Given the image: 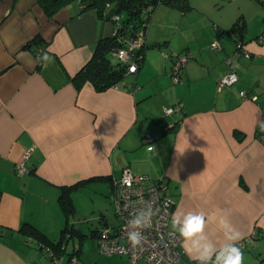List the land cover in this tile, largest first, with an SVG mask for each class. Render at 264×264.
<instances>
[{
	"label": "crops",
	"instance_id": "obj_1",
	"mask_svg": "<svg viewBox=\"0 0 264 264\" xmlns=\"http://www.w3.org/2000/svg\"><path fill=\"white\" fill-rule=\"evenodd\" d=\"M112 7L107 15L115 14ZM173 7L184 14V8ZM156 14L157 9L151 13ZM236 21L243 22L232 29ZM235 22L230 26L210 17L203 37L188 32L190 22L179 23L182 28L174 32L179 45L171 34L149 27L143 66L128 74L135 77L97 90L91 81L77 87L72 77L98 41L114 33L112 18L80 1L50 16L40 0H0V264H47L46 250L19 230L21 223L29 221L57 239L62 217L59 209L52 215L40 211L49 201L44 195L59 196L62 186L117 175L125 167L167 182L175 201L170 228L178 234L186 214L205 217L203 233L188 246L211 242L219 248L231 243L226 234L236 230L251 237L254 247H263L264 235L253 237L256 228L264 231L263 30L246 35L245 19ZM38 35L42 42L31 44ZM239 39L249 57L235 54ZM213 40L221 46L214 48ZM168 46L171 53L189 54L175 83L172 54L165 56ZM230 70L238 79L219 86ZM177 104L179 109L165 113ZM146 134L154 140L145 142ZM31 146L20 174L17 163ZM94 181L107 182L110 189L109 180ZM31 186L41 197H31ZM180 248L184 264L195 261L182 243ZM64 256L53 264L78 263Z\"/></svg>",
	"mask_w": 264,
	"mask_h": 264
},
{
	"label": "built area",
	"instance_id": "obj_2",
	"mask_svg": "<svg viewBox=\"0 0 264 264\" xmlns=\"http://www.w3.org/2000/svg\"><path fill=\"white\" fill-rule=\"evenodd\" d=\"M148 9H150V6H148ZM113 18L119 25L121 16L115 14ZM135 31V35L129 38L127 45L118 47L113 52L119 61L127 65L128 73L137 71L138 65L135 60V53L145 43V27H138ZM262 39H264V31L259 36V40ZM238 42L239 50L235 54L238 55L242 52L249 57L250 53L242 49L243 41L239 39ZM211 44L214 48L221 46L218 40H213ZM174 55L176 57L172 66V78L177 82L180 80L181 70L188 60L189 54L175 53ZM227 58L229 66L233 68L231 56ZM130 65H135L134 72L129 71ZM237 79L236 72L230 70L227 74L221 76L218 84L219 86L230 85ZM180 107L181 104L167 107L165 112L171 113ZM260 136L264 138V131H261ZM144 140L153 141L154 137L146 134ZM16 168L18 173L21 174L25 170L24 162L18 164ZM111 200L121 223L119 226H115V229L109 225L102 227L98 238L101 253L108 256L114 254L125 256L127 258L125 264H158V262L159 264H184V254L180 248L182 239L169 226L174 199L164 179H152L147 174L135 173L125 167L119 175H113ZM149 213H151L150 217ZM138 218L145 224V227H132V222ZM149 224L150 226H148ZM133 232L140 234L141 244L136 248H133L128 241V235ZM242 245L243 243H240L238 247ZM153 254H155V259H150ZM71 261L72 263L77 262V257L72 256Z\"/></svg>",
	"mask_w": 264,
	"mask_h": 264
},
{
	"label": "rangeland",
	"instance_id": "obj_3",
	"mask_svg": "<svg viewBox=\"0 0 264 264\" xmlns=\"http://www.w3.org/2000/svg\"><path fill=\"white\" fill-rule=\"evenodd\" d=\"M188 1L190 5H193V8L185 9L184 14H182V10H178L177 7L175 8L164 3L158 4L153 10L155 11L157 9V14L155 16H150L147 27L145 28V37L147 28L149 29V27H151V32L156 33L162 29L166 33L171 34L170 36H172L174 39L177 37L174 32L178 27L182 28L180 27L179 23L183 24L187 22H190L186 24L188 32H195L197 34L196 36L203 37L206 31L205 26H207V21L210 17L223 20L231 26L238 17L242 16V18L246 21V35L253 34L258 30L264 31V16L261 17V14H264V0ZM244 13L247 18L245 15H243ZM242 22L243 21H240V24H242ZM160 24L163 26L160 27ZM228 36H230L231 40H233L230 32L228 33ZM224 37H226V34ZM173 42L178 45L181 43L178 41V39H174ZM166 52L167 54L165 53V56L170 57L172 54L174 61L176 56L174 55L175 53H171L172 47H166ZM111 58L113 62L118 60L116 55L112 56ZM134 77V75L131 77L130 75H127L125 76L124 80L129 81L130 78ZM170 79L173 82V78L171 77ZM33 148L34 147L31 146L24 152L22 158L20 159L21 161L18 162L17 165L21 164L29 157V154ZM110 189L107 182L92 181L87 183L86 186L73 192L76 212L69 216V222L70 225L76 229V231L73 237H70L69 241L66 242L67 254H65L63 257V259H66V262L69 259L68 254L72 252L74 247L78 246L81 247V253L78 257L79 260L77 264H122L125 261V258L122 255L118 256L117 254L111 258L100 254L96 248L97 239L96 237L91 236V233L94 229L97 227H102L101 217L103 214L110 224H114V226L119 224V217L116 215L115 206L113 205L110 198ZM28 191L31 197L35 199L41 197V195L33 194V186H31ZM56 192L58 193V190ZM50 193H55L54 189H50ZM44 196H46L49 201L46 204L44 203L39 205L40 211H47L52 215V213H56L59 209V215L62 217V223H60L57 228L59 233L61 232L62 227H64L66 224V216L61 209L58 196L54 197L52 194H45ZM55 223L57 225V222ZM58 238L59 237H57V239ZM260 240L261 245H263L262 248L254 247L251 242H247L246 248L243 250L244 264H264V238ZM43 255L47 264L55 263L46 252H44Z\"/></svg>",
	"mask_w": 264,
	"mask_h": 264
},
{
	"label": "trees",
	"instance_id": "obj_4",
	"mask_svg": "<svg viewBox=\"0 0 264 264\" xmlns=\"http://www.w3.org/2000/svg\"><path fill=\"white\" fill-rule=\"evenodd\" d=\"M73 1H80L82 4H85L86 8H91L96 10L97 14L103 18H112L111 15H107L106 6L111 3L115 5V14H119L121 16L119 20V25H117V30L112 33V35L104 37L100 39L95 47L92 57L90 60L72 77L77 87H81L82 84L86 81H91L97 90H105L112 86L117 85L121 81L124 80L125 76L128 73V67L123 62L117 60L113 62L112 56H114L115 50L118 47L127 45L129 42V38L135 35V30L138 27L144 26L147 27L148 20L151 16L154 8L161 3L169 4L172 6H179L184 9L190 8L188 0H40V4L42 5L45 12L52 16L54 15L60 8L70 4ZM150 6V9H148ZM116 23V22H115ZM240 23L236 21L232 25V29H235ZM42 36H36L31 44H38L42 42ZM156 45V44H155ZM146 49L145 43L139 48L135 53V60L137 61V71L140 67L143 66L145 59ZM136 71V72H137ZM135 72V73H136ZM122 171V170H121ZM121 173V172H120ZM119 173V174H120ZM117 174V175H119ZM115 175V174H114ZM160 179V178H158ZM94 180H109L110 188L112 190L113 184V175L109 176H93L88 179L80 180L72 185H65L61 187L60 194L58 196V201L61 206L62 211L66 216L65 226L62 227L60 237L58 239H51L42 229L37 227L35 224L25 221L22 222L19 230L22 232L29 234L36 238L39 243V248L44 250V247L48 250L51 249L54 253V257H60L67 254V244L70 237H73L76 229L70 225L69 216L76 212V205L73 198V191L81 188V186L87 184L88 182H92ZM1 194V190H0ZM116 211V209H115ZM117 217L119 215L116 212ZM102 226H113L112 228H116L114 224H110L104 214L101 217ZM121 223V219L119 217V224ZM116 225V226H119ZM101 228H96L92 231L91 236L99 238L101 234ZM77 233V232H76ZM69 234V235H68ZM264 235V231L259 228H256L253 237L259 238ZM251 237H246L237 242V246L240 243H243L240 246L242 252L246 248L248 239ZM81 248V247H80ZM73 250H76L69 253V262H71V258L74 254H78V248L74 247ZM72 250V251H73ZM117 255V254H114ZM110 255V256H114ZM78 256V255H77ZM119 256V254H118ZM122 264H125L127 258ZM190 264H200L199 261L195 260Z\"/></svg>",
	"mask_w": 264,
	"mask_h": 264
},
{
	"label": "clouds",
	"instance_id": "obj_5",
	"mask_svg": "<svg viewBox=\"0 0 264 264\" xmlns=\"http://www.w3.org/2000/svg\"><path fill=\"white\" fill-rule=\"evenodd\" d=\"M45 60L50 61L47 55H45ZM44 66H46V64ZM129 71L134 72L135 65H130ZM261 130L264 131V126L261 127ZM148 215L150 217L151 213ZM172 223L173 227H176L179 221L174 218ZM205 224L206 219L202 214L188 213L185 215L183 224L179 227V236L182 239L185 252L194 260L199 261L200 264H244V254L241 248L237 246V242L243 239V234L240 231L232 230L231 235L226 234V239L231 241V243L224 244L219 248L214 246L211 242L203 244L194 242L191 247L188 246L187 242L189 240L203 233ZM148 226H150V224ZM132 227L142 228L145 227V224L138 218L132 222ZM139 235L138 232H133L128 235V241L133 248L141 244ZM150 259H155V254H153Z\"/></svg>",
	"mask_w": 264,
	"mask_h": 264
},
{
	"label": "bare ground",
	"instance_id": "obj_6",
	"mask_svg": "<svg viewBox=\"0 0 264 264\" xmlns=\"http://www.w3.org/2000/svg\"><path fill=\"white\" fill-rule=\"evenodd\" d=\"M111 8H113L112 7V4L111 3H109L107 6H106V8H105V10L106 11H109V10H111ZM114 15L115 14H113L112 15V17H114ZM114 22H116L115 20H114V18L112 19ZM116 27H117V23H116ZM116 27H115V30H116ZM239 50V49H238ZM176 54H185V53H176ZM116 86V85H115ZM166 113V112H165ZM166 114H169V113H166ZM145 137V136H144ZM144 140V139H143ZM145 141V140H144ZM145 142H148V141H145ZM172 193V192H171ZM173 196V195H172ZM110 198H111V193H110ZM112 201V200H111ZM174 203H175V201H174ZM173 208H174V206H173ZM172 212H173V210H172ZM171 221V220H170ZM169 226H170V224H169ZM103 227V226H102ZM69 235V234H68ZM38 243V242H37ZM38 245H39V243H38ZM40 246V245H39ZM44 249L46 250V252H47V254L52 258L53 256H54V253H53V251L51 250V249H46L45 247H44ZM73 256H75V257H77V261H78V256L77 255H73ZM108 256V255H107ZM110 256V255H109ZM57 258L58 257H54V259L53 260H57ZM71 263H72V261H71Z\"/></svg>",
	"mask_w": 264,
	"mask_h": 264
}]
</instances>
